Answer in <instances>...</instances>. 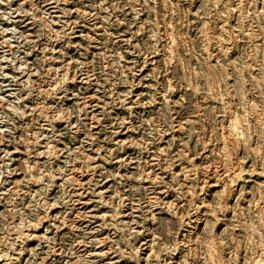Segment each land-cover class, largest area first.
Listing matches in <instances>:
<instances>
[{
    "label": "rangeland",
    "instance_id": "rangeland-1",
    "mask_svg": "<svg viewBox=\"0 0 264 264\" xmlns=\"http://www.w3.org/2000/svg\"><path fill=\"white\" fill-rule=\"evenodd\" d=\"M0 264H264V0H0Z\"/></svg>",
    "mask_w": 264,
    "mask_h": 264
}]
</instances>
